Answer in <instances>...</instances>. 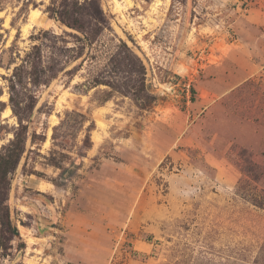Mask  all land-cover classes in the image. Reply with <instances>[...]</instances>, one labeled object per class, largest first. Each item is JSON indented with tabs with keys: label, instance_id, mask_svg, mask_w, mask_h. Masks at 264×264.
I'll list each match as a JSON object with an SVG mask.
<instances>
[{
	"label": "rangeland",
	"instance_id": "374dc122",
	"mask_svg": "<svg viewBox=\"0 0 264 264\" xmlns=\"http://www.w3.org/2000/svg\"><path fill=\"white\" fill-rule=\"evenodd\" d=\"M239 148L264 0H0V264H264Z\"/></svg>",
	"mask_w": 264,
	"mask_h": 264
},
{
	"label": "trees",
	"instance_id": "16d2710c",
	"mask_svg": "<svg viewBox=\"0 0 264 264\" xmlns=\"http://www.w3.org/2000/svg\"><path fill=\"white\" fill-rule=\"evenodd\" d=\"M19 142L18 137L15 143ZM238 157L240 162L238 169L242 176L237 190L244 189L243 197L255 206L264 208V192L261 193L257 187L250 188V190L248 189L246 191L248 184L257 183L264 177V167L253 159V154L246 148H239Z\"/></svg>",
	"mask_w": 264,
	"mask_h": 264
}]
</instances>
